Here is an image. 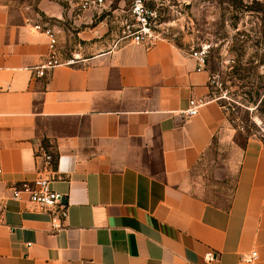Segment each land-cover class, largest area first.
Returning a JSON list of instances; mask_svg holds the SVG:
<instances>
[{"label":"crops","instance_id":"1","mask_svg":"<svg viewBox=\"0 0 264 264\" xmlns=\"http://www.w3.org/2000/svg\"><path fill=\"white\" fill-rule=\"evenodd\" d=\"M82 1L0 0V264H249L251 252L264 264L263 140L232 145L217 170L235 178L226 205L204 199L207 151L231 137L207 71L167 40L148 51L121 40L117 10ZM36 25L72 65L34 70L47 60ZM193 98L207 102L185 119ZM39 148L61 176L59 232L10 199L47 176Z\"/></svg>","mask_w":264,"mask_h":264},{"label":"rangeland","instance_id":"2","mask_svg":"<svg viewBox=\"0 0 264 264\" xmlns=\"http://www.w3.org/2000/svg\"><path fill=\"white\" fill-rule=\"evenodd\" d=\"M10 1V0H8ZM33 4L37 0H21ZM133 0H105L120 23L130 22ZM156 13L155 31L161 40L190 51L211 45L206 71L209 97L226 115L231 137L214 140L204 159V199L226 205L234 175L218 172L250 137L264 142V0H141ZM108 13V14H110ZM231 176V177H230Z\"/></svg>","mask_w":264,"mask_h":264},{"label":"built area","instance_id":"3","mask_svg":"<svg viewBox=\"0 0 264 264\" xmlns=\"http://www.w3.org/2000/svg\"><path fill=\"white\" fill-rule=\"evenodd\" d=\"M105 3V0H83L82 8H99ZM130 22L122 23L121 40H127L129 43L141 46L145 50H151L161 41L159 34L155 31L156 13L147 10L141 0H133L129 8ZM34 30L43 34L47 39V60L34 70L38 73L41 70H51L56 67L70 66L74 60L65 62L59 61V51L57 49V34L45 26H34ZM211 45L200 44L189 51L190 58L195 62L196 71L206 70V64ZM207 102V99H190L188 107L183 112L185 119L195 117L198 111ZM35 158L41 161L47 176L39 177L34 182H23L18 186L11 187L10 199L15 202L23 203L29 206L33 211L46 213L50 216L51 229L53 232H59L64 228L68 218V207L63 203L61 196L56 194L50 187L54 180H60L61 176L52 170L54 157L45 152L42 148L37 149ZM2 174V165L0 160V175ZM215 255L208 252L204 255V261L212 262ZM257 260V253L251 252L244 261L252 264Z\"/></svg>","mask_w":264,"mask_h":264},{"label":"trees","instance_id":"4","mask_svg":"<svg viewBox=\"0 0 264 264\" xmlns=\"http://www.w3.org/2000/svg\"><path fill=\"white\" fill-rule=\"evenodd\" d=\"M261 106H264V98H263L262 101L260 102L258 108L261 107Z\"/></svg>","mask_w":264,"mask_h":264}]
</instances>
